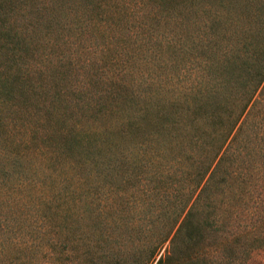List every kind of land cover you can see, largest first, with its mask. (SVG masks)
Here are the masks:
<instances>
[{"label": "trees", "instance_id": "1", "mask_svg": "<svg viewBox=\"0 0 264 264\" xmlns=\"http://www.w3.org/2000/svg\"><path fill=\"white\" fill-rule=\"evenodd\" d=\"M262 186L264 0H0V254L264 264Z\"/></svg>", "mask_w": 264, "mask_h": 264}, {"label": "rangeland", "instance_id": "2", "mask_svg": "<svg viewBox=\"0 0 264 264\" xmlns=\"http://www.w3.org/2000/svg\"><path fill=\"white\" fill-rule=\"evenodd\" d=\"M169 98V97H168ZM151 147V146H150ZM152 150V149H150ZM147 150V151H150ZM144 147H140L139 144L135 145V147L129 148L125 151V154L128 155V158L139 167V172L144 173L147 179L151 178L160 179L159 177H181L184 172L189 168V162L186 159L187 152L186 146L181 147V151H183L182 156L179 153L174 154L172 157H160L156 153L149 154L148 156L151 159L144 158L143 156ZM185 155V156H184ZM125 156V155H124ZM123 156V157H124ZM195 160V159H194ZM145 162H147V166L145 167ZM261 196L263 198H261ZM240 203H238L237 208L247 209L248 207H252V204L257 202L264 201V188L258 189H249L244 196L240 198ZM236 246L234 243L233 247ZM255 253V254H254ZM251 257L252 261L255 263H264V250L259 252H254ZM247 255V254H245ZM3 259L4 263L8 264H24L23 259H17L16 250L13 246L5 243L2 247V253L0 254V259Z\"/></svg>", "mask_w": 264, "mask_h": 264}]
</instances>
